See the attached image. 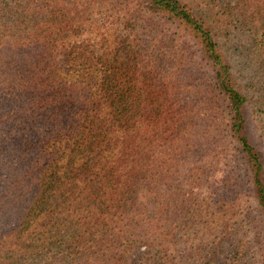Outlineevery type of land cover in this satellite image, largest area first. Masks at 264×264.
Here are the masks:
<instances>
[{
    "label": "trees",
    "instance_id": "16d2710c",
    "mask_svg": "<svg viewBox=\"0 0 264 264\" xmlns=\"http://www.w3.org/2000/svg\"><path fill=\"white\" fill-rule=\"evenodd\" d=\"M264 264V0H0V264Z\"/></svg>",
    "mask_w": 264,
    "mask_h": 264
},
{
    "label": "rangeland",
    "instance_id": "374dc122",
    "mask_svg": "<svg viewBox=\"0 0 264 264\" xmlns=\"http://www.w3.org/2000/svg\"><path fill=\"white\" fill-rule=\"evenodd\" d=\"M146 251L143 248H137L128 256L129 264H139L145 256Z\"/></svg>",
    "mask_w": 264,
    "mask_h": 264
}]
</instances>
